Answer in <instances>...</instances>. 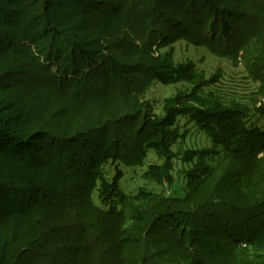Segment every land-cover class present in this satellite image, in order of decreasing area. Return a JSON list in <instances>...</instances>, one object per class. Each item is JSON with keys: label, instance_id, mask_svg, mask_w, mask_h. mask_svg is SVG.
<instances>
[{"label": "rangeland", "instance_id": "obj_1", "mask_svg": "<svg viewBox=\"0 0 264 264\" xmlns=\"http://www.w3.org/2000/svg\"><path fill=\"white\" fill-rule=\"evenodd\" d=\"M115 9L121 10L129 32L119 40L94 34L92 27ZM263 40L264 0L0 2V143L15 142L10 147L35 160L29 170L23 166L20 172L15 160L6 154L4 159L0 151V186L26 193L20 202L32 208L54 206L50 210L58 219L52 223L59 230L50 238L65 235L78 244L74 251L67 247L41 256L36 248L16 264H140L139 252L150 245L145 264H240L234 253L238 244L255 240L256 247H263L264 207L258 206V199L264 198V154L254 147L264 146V136L254 130L264 129L260 113L264 89L251 74L253 51L264 52ZM134 41L145 44L143 49ZM26 49L31 50L26 65H6V56ZM73 63L82 73L92 68L82 74L81 83L47 76V65L54 74ZM158 63L168 69L167 77L150 71ZM214 104L220 112L231 108L243 113L222 127L208 109ZM175 106L184 117L176 118L180 120L174 132L179 138L166 149L171 177L157 184L154 176H148L149 167L162 164L154 151L146 153L141 166L125 163H138V154L132 151L137 135L138 141L145 138L149 123L163 122ZM105 129L107 135H100ZM104 138L109 142L120 138L118 143L129 147L126 160L109 159L102 167L108 181L123 176L119 187L124 194L142 190L178 198L191 193L194 205L170 209L168 218L156 222L151 240L131 245L123 255L111 254V233L131 226L129 216L101 220L99 225L110 235L101 243L104 255L78 241L80 229L72 227L78 224L77 217L66 213L68 222L63 223L59 218L64 209H82L84 193L92 183L95 144ZM33 140L31 149H18ZM238 141L243 148L236 147L237 152L233 146ZM196 168L207 169L203 181L188 180ZM220 183L226 185V195L218 208L210 200ZM99 185L98 181L96 188ZM95 191L92 199L98 205ZM239 192L248 199L239 202ZM4 199L0 202L13 207ZM231 206L248 210L249 216L232 220ZM209 216H214L212 224Z\"/></svg>", "mask_w": 264, "mask_h": 264}, {"label": "trees", "instance_id": "obj_2", "mask_svg": "<svg viewBox=\"0 0 264 264\" xmlns=\"http://www.w3.org/2000/svg\"><path fill=\"white\" fill-rule=\"evenodd\" d=\"M11 1L13 0H0V2L2 3H10ZM125 23L126 19L123 17L121 10L115 9L112 16L95 24L92 27V32L97 35L108 37L111 40H119L124 37L125 34H127L128 29L126 28ZM211 29H213V27ZM258 33H260V31H257L253 34V39L257 37ZM130 37L133 38V36ZM263 42L264 40L262 41V44ZM134 44L137 48L140 49H143L145 45L139 44L137 41H134ZM208 44L209 43L206 42V45ZM209 48L213 51V48H211L210 46ZM30 53L31 50L29 49L18 50L14 52L13 56H6V58H4L6 65L9 68L24 66L31 58ZM246 53L248 54L249 51H246L245 54ZM251 65L252 73H250L256 81L261 82V84L263 85L262 89H264V78L260 75V71H264V52L260 54L253 51ZM51 67L52 66L48 65L46 67L47 71L49 72L47 76H49L50 78L52 77L51 79H60L62 83L67 82L68 84L71 81L81 83L82 74H88L92 69L88 68V70H85V72L82 73L80 72L79 67H76L73 63V65L70 67L68 66V68L65 69L64 72L62 70L63 73L60 71L63 68L61 66V69L59 67L54 74H50ZM149 69L150 71H157L156 73H159L158 75L162 77H167L168 69L165 66L162 67L159 63L156 64V67H151ZM176 107L177 106L171 108L174 109V112L170 110L169 114L166 116L163 122H150V132L145 136V138H140V142L138 141V135L140 134L137 135V138L135 139L136 141L132 146V151L137 152L136 154H138L137 156L139 158V161L136 162L138 163H135V161L133 160L130 163L124 162L128 167L141 166L146 153L154 151L162 164H157L149 167V173H147L149 174L148 176H154L156 178L154 182H156L157 184H160L161 180L169 179L171 177L172 164L169 161L170 158L169 156H167L166 149L168 151V149L173 148L174 144L179 138L175 136L174 132V129H177L174 126L176 118L179 116L180 118L184 117L183 113L180 112V110H177ZM208 109L209 111L212 110L211 112L213 117L215 116L216 121L221 123L222 127L228 126L230 120H236V118L239 116L241 117L243 113L242 110L238 112L237 109L231 108L220 112L219 109L221 108L218 109L216 107V104L212 105V107ZM260 113L264 114V110L260 111ZM179 120L180 119L177 120V124ZM170 128H172V130H170ZM252 131L253 130L249 129L248 133H252ZM254 131L256 132H254L255 134L259 133V135L264 136V129L256 128ZM100 135L106 136L107 129L102 130L100 132ZM248 136L249 138H251L250 134H248ZM173 138H175L174 143ZM119 140L120 138H115L110 140L109 142V140H106L104 138V141L95 144L94 158L91 159V169H93L91 173L92 183L89 187L90 189L87 190L88 192L84 193V202L82 204L83 207L82 209H79L78 212L74 209H64L62 211V216L64 214L66 216L69 213L71 216L73 215L78 218V224H72V227L75 226L77 227V229H80L78 241L82 242L85 249L89 248V251L93 253L95 252V254L102 253L104 255L107 253L101 243L105 241L107 237H110V235H108L106 227L100 226L102 225L101 220L103 219L108 218L109 220L110 217L119 218L125 215L126 217L129 216V221L132 222L131 226H129L128 228L124 227L122 230L119 229L117 234L116 231L111 233V237L113 239V244L110 247L111 254L123 255L124 250L129 248L131 245L136 243L146 244L145 242L147 240H151V235L157 228L156 222L168 218L170 216V214L168 213L170 209H174V211H176L178 207H194V205L190 203L191 193H189L188 195L185 194L183 197L178 198L153 196V194H146L142 190H139L135 195H126L120 190L119 187V182L123 176H116L112 181H108L103 178L102 167L109 159L124 161L126 160V155L128 154V152H130L127 150L129 148L128 145L125 144L126 146H121V143H118ZM10 142L11 141H5L3 146L1 145L2 143H0V151L4 152L3 158H6L4 157V154H6L7 156H10L13 160H15V164H18V171L20 172L21 170L19 169H22L23 166H27L29 170V166H33L35 164V160L31 157L30 154H27L26 152L18 153L19 150H15L13 149V147H10V145L16 143ZM108 142L110 143L109 145ZM35 143L36 142L34 140L32 142L23 143L22 145H19L20 147L18 146V149H22L23 151L24 149H31L32 146L34 147ZM236 147H239L240 149L243 148L240 141L237 142L236 146H233V150L238 152L239 149ZM254 148L257 151L262 150V153L264 154V146H260L259 148L255 146ZM195 158L197 157L195 156ZM218 161L219 160L217 159V162ZM207 166L208 164H206V168ZM205 170L207 169L198 168L197 170H194V172H191L188 175V180L198 178L199 181H203L206 175ZM212 170H209L208 168V171ZM30 171H32V173H35V169L33 168H31ZM223 180L225 181L226 178ZM98 181L100 182V185L96 188V184ZM222 183L218 184L215 188L217 189V192L214 195V198L210 200L211 206L215 203L214 207H218V205L224 203L223 199L226 195V185H222ZM7 189L8 187L0 186V198L3 197L5 198L4 200L8 199V201H11L13 207L11 206L10 208L6 206L7 204L0 202V215H2L0 217V264H16L18 262V259L22 256L32 255L31 253L33 252L35 253L36 248L40 252V256L45 255L50 251H59V249H64L67 247L74 251L76 245H78L76 243V239L70 240L65 235L63 238L59 235H56L55 238H50V235L54 231L59 230L57 229L59 225L52 223L53 219H58V214L56 213V211L50 210V208L54 206H44L43 210L39 208H32V205H26L20 202V197L26 195V193L24 194L22 192L18 194L10 190L9 192L7 191ZM95 189V192L98 196V205L95 204L92 199V193ZM241 195V192H239V202H244L249 197L247 195L245 196V198L243 197V195ZM258 206L264 207V198L262 196L258 199ZM140 207L142 208V211L139 209ZM230 213H232V220L235 221H241L245 217L249 216L248 210L244 211L242 209V211H240L239 208H236L234 206L230 207ZM184 215L187 216L183 213V216ZM62 216L59 217L60 219L63 218L62 223L68 222L66 218H64L65 216ZM188 216H190L189 218L187 217L188 220H193V215L189 214ZM213 219L214 216L208 217V221H210L211 224L213 222ZM211 224L208 225L209 228L212 227ZM230 241L232 243H236L235 239ZM254 242L255 240H251L247 244L243 242L240 245L238 244V249L236 248V251H234V253L236 254V257L239 256V258H237V261L240 264L244 263L242 262L243 258L244 260L246 259V262L244 264H264V246L258 248L255 245L256 243ZM150 246H147L145 248L142 247V250L139 252L140 264H145L147 258L145 252ZM97 247L100 250L98 251V253L95 251Z\"/></svg>", "mask_w": 264, "mask_h": 264}]
</instances>
